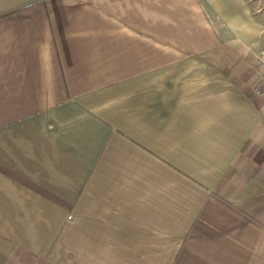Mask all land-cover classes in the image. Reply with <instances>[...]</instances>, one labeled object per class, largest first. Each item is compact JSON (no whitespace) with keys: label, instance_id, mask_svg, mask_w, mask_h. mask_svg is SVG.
<instances>
[{"label":"crops","instance_id":"1","mask_svg":"<svg viewBox=\"0 0 264 264\" xmlns=\"http://www.w3.org/2000/svg\"><path fill=\"white\" fill-rule=\"evenodd\" d=\"M264 0H0V264H264Z\"/></svg>","mask_w":264,"mask_h":264},{"label":"built area","instance_id":"2","mask_svg":"<svg viewBox=\"0 0 264 264\" xmlns=\"http://www.w3.org/2000/svg\"><path fill=\"white\" fill-rule=\"evenodd\" d=\"M259 70V83L264 84V56L257 60Z\"/></svg>","mask_w":264,"mask_h":264}]
</instances>
